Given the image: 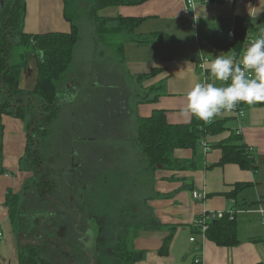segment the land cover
<instances>
[{
	"label": "crops",
	"instance_id": "obj_1",
	"mask_svg": "<svg viewBox=\"0 0 264 264\" xmlns=\"http://www.w3.org/2000/svg\"><path fill=\"white\" fill-rule=\"evenodd\" d=\"M26 3L29 20L33 17V9H37L38 32L69 29L62 18V0H26ZM118 15L145 18L135 28L134 36L157 35L149 44L135 42L133 35L123 39L128 74L138 79V75L149 73L153 68L156 70L154 76L143 79L142 88L146 93L137 101L136 119L149 116L154 109H161L165 111L168 123L189 124L192 117L185 118L180 110L184 93L194 82H203L205 77L200 54L209 59L220 53L231 55L216 41L230 37V26L237 17L247 19L249 40L257 36L264 29V0H220L213 3L194 0L190 9L184 0H148L140 5L113 6V14L104 16ZM115 23L111 21L110 24ZM25 29L34 33L30 26L27 28L26 25ZM68 79L65 86L73 85L74 79L71 76ZM215 83L219 85L220 82ZM152 84L162 86L149 92ZM144 97L157 99L147 102ZM30 117L28 115L27 120ZM217 119H225L226 125L239 134L240 142L252 148L257 170H243L231 163L217 165L221 149L210 144L205 148L202 141L194 152L191 149L175 150L172 164L157 166L158 171L153 170L151 174L152 182L141 187L149 190L145 201H139L137 206L131 195L126 201L129 205L121 209L120 216H127L126 225L120 226L126 246L130 251L140 253L135 264H194L199 259L200 264H264V222L261 221L264 214V105L245 107L237 116L232 111ZM25 122L26 119L2 117L3 134L6 132L8 137L5 141L3 138L0 157V170L3 171L0 176V264H18L19 251L28 245H36L30 230L14 229L5 204L7 190L20 194L25 181L32 177V172L20 166L26 147ZM218 138H208L207 141H217ZM72 168L76 176L77 168ZM76 177L74 180L77 181ZM236 182L249 183L250 186L235 200L229 199L225 193L232 190ZM193 190L205 193V198L193 199ZM232 210L237 220V245L219 246L202 237L201 230L196 232L194 224L203 214ZM28 217L26 221L30 223ZM166 240V253L160 254L159 249ZM73 254L78 259L77 251ZM76 258L71 257L75 262Z\"/></svg>",
	"mask_w": 264,
	"mask_h": 264
},
{
	"label": "rangeland",
	"instance_id": "obj_2",
	"mask_svg": "<svg viewBox=\"0 0 264 264\" xmlns=\"http://www.w3.org/2000/svg\"><path fill=\"white\" fill-rule=\"evenodd\" d=\"M91 3L92 0H80V17L76 21L79 39L73 49L69 71L58 84L55 103L59 113L42 143L40 154L44 167L50 169V179L54 181L51 196L62 201L61 204L64 202V195L68 192L65 178L69 174L60 172V169L68 171L75 167V177L80 184L74 189L77 191L83 182L91 187L83 195L82 201L88 206L83 211L87 210V216H96L100 222L102 218H116L118 225H108L105 227L108 230L103 228V235L111 238L101 248L94 249L92 246L101 230L98 222L90 223L86 232L79 235L76 214L71 210L64 213L60 204L39 198L33 184L27 182L20 194L17 193L22 197V204L13 227L17 231L30 230V236H34L31 239L36 244L33 246L40 251L42 261L39 264H113L107 252L116 235L122 234L120 226L127 220V216H120L121 209L129 205L126 201L131 195L136 199L135 205L144 202L149 190L141 187L152 182L153 170L147 167L135 142L137 101L146 93L142 88L144 80L128 74L124 60L118 61L112 50L95 42L94 24L89 15ZM4 4L5 0H0V10ZM112 14L113 6L99 11V15ZM32 15L29 20L26 12L25 32L26 25L34 33L39 31L36 8ZM19 52V47L15 46L11 63L18 62ZM35 76L36 62L30 56L20 74V88L31 89ZM70 76L74 84L65 86ZM24 130L26 132V126ZM3 132L4 128L0 131V157L3 138L5 141L8 137ZM27 216L30 223L26 221ZM73 251H77L78 259ZM71 257L76 258V262Z\"/></svg>",
	"mask_w": 264,
	"mask_h": 264
},
{
	"label": "trees",
	"instance_id": "obj_3",
	"mask_svg": "<svg viewBox=\"0 0 264 264\" xmlns=\"http://www.w3.org/2000/svg\"><path fill=\"white\" fill-rule=\"evenodd\" d=\"M148 0H92L89 15L93 20V38L112 50L118 61L124 60V36L135 37L139 44H149L156 39V34L149 36H134V30L145 19L140 16L99 15V11L111 6L140 5ZM209 3L220 0H201ZM80 0H62V18L68 24L67 31L25 32L24 21L27 12L26 0H5L0 10V131H2V117L12 116L22 121L26 120V147L20 166L24 170L34 173L26 180L31 182L38 197H45L47 185L43 172V161L40 147L49 135L52 123L57 119L59 107L55 103L59 82L66 76L72 62L73 49L79 39V28L76 21L80 17ZM115 21V25H111ZM250 28L247 19L235 18L232 37L216 41L221 49L228 50L237 56L249 41ZM16 37L18 40L16 41ZM20 49L18 62L11 63L13 48ZM32 56L36 62V76L33 87L23 90L19 86L20 74L27 66L28 58ZM155 68L149 73L138 75V79H149L155 75ZM161 84H152L148 91L161 88ZM147 102L156 101L157 97ZM264 102L248 105L241 103L239 108L263 106ZM29 130L31 132L29 133ZM223 134L225 136H223ZM219 137L217 141H207L208 138ZM207 146L221 149V158L217 165L236 164L243 170H257L255 155L252 148L240 142L239 134L226 125L225 119L215 118L212 123L205 124L194 117L189 124H170L167 122L165 111L154 109L149 116L136 119V144L140 149L147 167L155 170L157 166L169 167L172 164L173 152L178 149L196 150L200 142ZM35 143H38L35 147ZM0 170V174H2ZM249 183L236 182L233 189L226 192L229 199H236ZM20 195L8 190L6 205L9 207V218L14 225L19 213ZM203 214L199 219L204 218ZM232 216V217H231ZM198 219V220H199ZM207 229L204 236L219 246L231 247L239 243L237 238V220L234 211L223 212L221 217L211 218L206 222ZM126 225V223H124ZM200 232V227H195ZM168 240L159 249V253H166ZM111 256L113 264H135L139 261L140 253L130 251L124 236L119 234L117 241L112 244ZM18 264H39L42 259L40 251L33 245H28L19 251ZM194 264H200L199 262Z\"/></svg>",
	"mask_w": 264,
	"mask_h": 264
},
{
	"label": "clouds",
	"instance_id": "obj_4",
	"mask_svg": "<svg viewBox=\"0 0 264 264\" xmlns=\"http://www.w3.org/2000/svg\"><path fill=\"white\" fill-rule=\"evenodd\" d=\"M200 61L209 79L194 82L184 93L180 111L185 118L210 124L238 104L264 102V29L249 40L238 56L220 53L209 59L200 54Z\"/></svg>",
	"mask_w": 264,
	"mask_h": 264
},
{
	"label": "flooded vegetation",
	"instance_id": "obj_5",
	"mask_svg": "<svg viewBox=\"0 0 264 264\" xmlns=\"http://www.w3.org/2000/svg\"><path fill=\"white\" fill-rule=\"evenodd\" d=\"M37 145H38V143H35L34 149L37 147ZM40 150H41V147H40ZM40 150H39V152H40ZM40 156H41V154H40ZM41 158H42V156H41ZM44 168L48 172L47 177H45V181L47 183V185L45 187V197L48 200H51V202L53 201L54 204H56V203L60 204V208L64 213L69 212L71 210L72 212H74L76 214L77 219H76L75 225H76V230H78L79 235L86 232V230L89 228L90 223L97 221L98 222L97 225L99 228H101V230L97 234V242L95 241L96 244H94L92 247L94 249L97 246L101 248L103 243L107 244V240H109L111 237L107 238L103 235V233H102L103 228L108 230V228H105V227H107L108 225L115 226L116 223L111 218L109 220L106 218H102V222H100L96 216H91V215L87 216V214H88L87 210L83 211L84 207H88L87 204H85L82 201V198H83V195L85 193H88V191L90 190L89 183L86 184V182H83L81 184V187L78 188V190L76 191L74 188L76 186H78L80 183H78L77 181H74V179H73L75 177V174L73 173L74 169L72 167H71V169H68V171H66L67 169L66 170L60 169V172H63L64 174L66 172L69 174V177L65 178L67 180V181L65 180L66 181L65 183L67 185L66 188L68 189V192L64 195V199H63L64 204L63 203L61 204L62 201L57 200L58 198H54L53 196L50 195L52 193L51 189L54 186V181L50 179V175H49L50 169L48 170V168L43 167V172L40 175L46 173V170ZM33 175H34V173H32V176ZM71 179L73 180V182ZM82 185H84V186H82ZM28 221H30L29 217H28ZM118 235L119 234L116 235L115 242L117 241ZM111 247H112V245H111ZM111 247H110V249H108V251H109V252H107L108 256L111 255V250H112ZM95 251H93V254H95ZM111 258H112V256H111ZM92 264H93V262H92Z\"/></svg>",
	"mask_w": 264,
	"mask_h": 264
},
{
	"label": "built area",
	"instance_id": "obj_6",
	"mask_svg": "<svg viewBox=\"0 0 264 264\" xmlns=\"http://www.w3.org/2000/svg\"><path fill=\"white\" fill-rule=\"evenodd\" d=\"M184 2H185V5H186L187 9H190L193 6V4H194V0H184ZM233 32H234V22L230 26V34H229L230 37L233 35ZM200 65H201V63H200ZM201 70H202L203 74H205V77H204L203 81L208 80L209 79V74H206V70L204 68H202V67H201ZM239 106H240V104H238L237 107L233 110L235 112V115L236 116L238 114H241V111L243 109V108H239ZM203 145L206 148V144L203 143ZM191 196L195 200H202V199L205 198L206 194L205 193L198 192L196 190H193V191H191ZM222 214H223L222 212L212 213L211 215L210 214H207L204 218H201L199 220H196V222H195L194 225H195V227L197 226V227H200L201 228V231H202V234L201 235H202V237H204V231L207 229V224H206L207 219H209V217L212 218V219L213 218H218V217H221ZM261 221L264 222V214H262ZM192 240L193 239H191V241ZM198 262L200 263V261H198Z\"/></svg>",
	"mask_w": 264,
	"mask_h": 264
},
{
	"label": "water",
	"instance_id": "obj_7",
	"mask_svg": "<svg viewBox=\"0 0 264 264\" xmlns=\"http://www.w3.org/2000/svg\"><path fill=\"white\" fill-rule=\"evenodd\" d=\"M31 132V130L29 131V133ZM159 167V166H158Z\"/></svg>",
	"mask_w": 264,
	"mask_h": 264
}]
</instances>
